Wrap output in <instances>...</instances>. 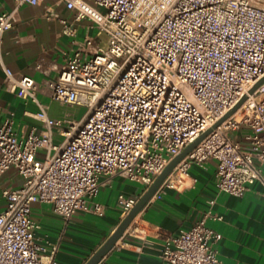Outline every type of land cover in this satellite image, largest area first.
I'll return each mask as SVG.
<instances>
[{
	"label": "built area",
	"instance_id": "1",
	"mask_svg": "<svg viewBox=\"0 0 264 264\" xmlns=\"http://www.w3.org/2000/svg\"><path fill=\"white\" fill-rule=\"evenodd\" d=\"M13 1L0 13V42L21 6L43 0ZM58 1L73 12L72 21L59 18L65 34L74 36L75 23L86 19L105 41L86 37L43 85L3 67L6 89L39 107L43 128L18 135L11 118L0 123V177L12 169L21 179L20 186L1 191L0 264H63L55 247L35 240L40 225L32 203L51 205L64 220L78 211L102 216L96 197L113 177L141 183L146 191L243 95L242 105L158 190L177 187L178 174H187L190 165L213 160L218 193L242 197L259 183L264 197V84L248 93L264 76V0ZM38 93L85 112L77 119L51 118ZM241 129V138L232 135ZM139 197L117 196L121 219ZM207 203L189 229L165 239L163 264H225L216 248L221 234L206 224L222 216L212 211L214 199Z\"/></svg>",
	"mask_w": 264,
	"mask_h": 264
},
{
	"label": "crops",
	"instance_id": "2",
	"mask_svg": "<svg viewBox=\"0 0 264 264\" xmlns=\"http://www.w3.org/2000/svg\"><path fill=\"white\" fill-rule=\"evenodd\" d=\"M13 0H0V13L9 11ZM59 18L72 21L73 12L58 0H43L36 5L19 8L13 27L0 42V123L11 118L18 135L41 130L37 118L39 107L6 89L3 67L17 75H26L44 84L57 77L59 64L67 54L83 45L86 37L103 42L90 22L75 23L76 34L63 32ZM39 102L51 118H59L64 105L38 93ZM75 112H65L74 118ZM244 129L232 135L241 138ZM58 133L54 142H58ZM216 163L209 160L203 166L192 164L187 174H178L177 187H163L156 191L146 205L102 258L106 264H163L160 252L164 241L181 230H187L208 209V200L214 199L212 211L221 220H207V226L221 234L217 244L219 259L225 264H264V197L263 187L255 183L242 197L218 193L214 186ZM21 179L10 169L0 177V209L4 207L1 191L20 186ZM141 183L122 176L113 177L104 185L96 201L103 208L102 216L90 211H78L70 219L56 215L47 203H32V216L39 222L35 240L47 249L55 247V259L63 264H84L102 245L120 222L117 196H139Z\"/></svg>",
	"mask_w": 264,
	"mask_h": 264
},
{
	"label": "water",
	"instance_id": "3",
	"mask_svg": "<svg viewBox=\"0 0 264 264\" xmlns=\"http://www.w3.org/2000/svg\"><path fill=\"white\" fill-rule=\"evenodd\" d=\"M264 84V76L260 78L248 91L249 94H252L260 85ZM247 95H243L239 101L228 111L226 112L212 127L207 129L205 132L200 134L193 142L188 144L183 151L175 156L168 165L162 170V172L156 176L154 181L149 185V187L144 191L133 208L129 213L120 220L113 232L107 237V239L102 243V245L87 259L84 264H97L107 252L114 246L116 241L123 235L124 231L130 225L131 221L136 217L138 212L146 205L149 199L155 194L159 189L164 179L173 171L176 165L192 150L194 147L200 143V141L209 134L212 129L220 125L226 118L232 115L246 100Z\"/></svg>",
	"mask_w": 264,
	"mask_h": 264
},
{
	"label": "rangeland",
	"instance_id": "4",
	"mask_svg": "<svg viewBox=\"0 0 264 264\" xmlns=\"http://www.w3.org/2000/svg\"><path fill=\"white\" fill-rule=\"evenodd\" d=\"M102 40L104 42V37H102ZM64 105V112L62 111V115L60 116L61 118H63L66 114L65 112H70V110L74 111L75 113V116L74 118H79L83 115V113L85 112V108L83 107H78V106H73V105H66V104H63ZM61 138L59 137V140Z\"/></svg>",
	"mask_w": 264,
	"mask_h": 264
}]
</instances>
